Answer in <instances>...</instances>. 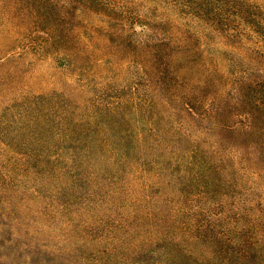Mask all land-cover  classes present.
Here are the masks:
<instances>
[{
	"label": "rangeland",
	"instance_id": "obj_1",
	"mask_svg": "<svg viewBox=\"0 0 264 264\" xmlns=\"http://www.w3.org/2000/svg\"><path fill=\"white\" fill-rule=\"evenodd\" d=\"M54 1L0 0V264H264L249 16L229 38L165 0Z\"/></svg>",
	"mask_w": 264,
	"mask_h": 264
},
{
	"label": "trees",
	"instance_id": "obj_2",
	"mask_svg": "<svg viewBox=\"0 0 264 264\" xmlns=\"http://www.w3.org/2000/svg\"><path fill=\"white\" fill-rule=\"evenodd\" d=\"M47 1L48 2L44 4L45 8H48L50 5H57L55 4L57 2L54 0ZM76 2H80L84 7V11H86L85 8L88 10L95 5V3L101 4L102 0H69L65 3L66 5L64 4L61 7L67 13H70L71 8H75L72 4ZM165 3L174 9V11H177L181 16H184V18L191 19L193 22L202 23L211 30H219L223 32V35L225 34V36L229 38L243 35L237 30V26L243 16H249L248 23L251 31L254 32V34L250 33L249 37L253 38L256 35L259 38V41L264 43V28L260 29L263 25L261 24V21L256 18L252 9H249V4L245 0H165ZM103 4L110 7V16L111 14L113 16V14L118 11V7L112 2L107 4L104 2ZM30 14L34 16L33 24H38L37 20L39 17H35V13ZM123 16L126 18V15ZM127 20H134V17H127ZM232 29L233 31H231ZM70 32L72 36L77 37L79 35V29L77 27H74ZM241 88L242 86H239L237 87V90L240 92ZM186 106H189V111L194 115L195 111L190 103H187ZM211 117L213 118L214 116ZM245 124L247 125L245 131H252L253 124L251 122ZM224 127H226L225 129L233 128L230 125H225ZM217 144L220 143L217 141ZM229 144L230 143L227 144V147H233V145ZM215 162L218 163V161Z\"/></svg>",
	"mask_w": 264,
	"mask_h": 264
}]
</instances>
